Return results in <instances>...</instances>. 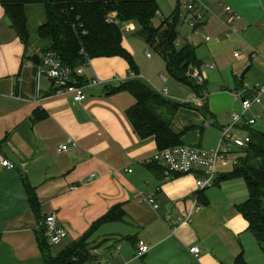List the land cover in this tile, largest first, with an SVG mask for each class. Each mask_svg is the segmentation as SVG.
Masks as SVG:
<instances>
[{
	"label": "crops",
	"instance_id": "0c3cea01",
	"mask_svg": "<svg viewBox=\"0 0 264 264\" xmlns=\"http://www.w3.org/2000/svg\"><path fill=\"white\" fill-rule=\"evenodd\" d=\"M156 2L159 6V0ZM231 9L238 15L237 20L225 10L220 14L209 8L203 22L195 27L188 23L191 14L186 9L185 19L195 33L202 35L211 58L221 59L222 52L236 45L248 51L245 56L233 54L236 61L231 71L235 83L234 89L228 90L239 101L235 98L236 90L264 86V0H236ZM158 12L163 16L160 7ZM124 27L129 30L136 26ZM187 43L191 44L184 39L182 46ZM30 48L28 53L36 54L37 49ZM37 55L42 61L44 55ZM29 62L24 59V45L0 4V155L16 166L0 171V264H44L35 233L47 215L54 214L67 231L60 243L50 245L52 255H57L116 206L123 212L121 220L100 223L89 234L94 243L92 259L87 264L99 261L106 251H113L107 264L234 263L242 252L238 240L249 232L247 221L237 209L231 211L226 223L230 233L223 234L221 201L213 199L207 188H196L195 174L164 181L162 166L146 163L159 149L153 137L139 139L128 122L126 110L133 105L134 98L126 91L108 93L110 88L134 76L133 72L126 74L125 64L120 68L119 58H95L85 65L82 78L86 83L97 78L99 83L86 86V99L79 103L73 101L70 93H54L45 75L37 84L38 66L43 70L46 67ZM201 63L207 70L217 69L214 62ZM247 66L249 72L241 80L239 73ZM200 74L204 76L201 70ZM246 79L251 83L244 82ZM198 98L192 100L190 108L207 106L205 113L201 111L204 125L192 124L191 132L202 137L210 128L207 119L212 118L211 125L216 126L220 135L221 128L228 123L218 124L206 93L199 104L195 102ZM252 108L249 116H260L252 127L261 131L256 125L264 119V97L261 104ZM68 139L75 140L77 146L59 151ZM181 142L195 145L182 138ZM196 146L203 147L200 142ZM24 180L36 194L37 213L31 209ZM222 182L216 181L213 186L220 188ZM146 195L154 198L157 209L144 200ZM239 199L236 205L243 202ZM195 201L201 208L193 213L190 222L172 227L165 221L166 217L176 220L190 211ZM139 244L149 247L140 257ZM127 246L131 255L124 250ZM193 246L200 248L197 258L188 252Z\"/></svg>",
	"mask_w": 264,
	"mask_h": 264
},
{
	"label": "trees",
	"instance_id": "16d2710c",
	"mask_svg": "<svg viewBox=\"0 0 264 264\" xmlns=\"http://www.w3.org/2000/svg\"><path fill=\"white\" fill-rule=\"evenodd\" d=\"M0 4L10 27L24 45V59L32 60V53H28L32 46L37 49L36 54L55 53L62 64L71 69L84 66L95 58H125L134 76L110 88L108 93L126 91L134 98L133 105L126 110L133 131L139 139L153 137L159 150L182 144L184 133L174 132L171 124L178 109L185 105L164 97L142 81L130 53L123 46L122 31L127 25L138 27L140 37L162 59L168 75L188 86L197 97H202L205 81L196 82L195 74H200L202 63L196 58L195 48L188 43L178 47V6L170 16L156 24L154 19L159 11L156 0H0ZM36 5L41 7L44 17L36 28L39 44L31 41L26 12L27 6ZM190 69L194 70L193 74H189ZM77 82L83 85L86 80L78 77ZM191 129L192 126H187L185 130ZM243 129L250 142L239 149L232 171L221 174L217 182L236 177L245 182L248 199L236 209L247 221V229L264 255V132L252 126ZM159 171L162 174L161 169ZM23 185L31 209L37 213L34 189L25 180ZM122 215L119 207H113L92 224L88 233L57 255H52L45 228L41 225L35 234L44 264H87L92 259L86 244L89 234L100 223L121 220ZM233 264H248L243 252L236 256Z\"/></svg>",
	"mask_w": 264,
	"mask_h": 264
},
{
	"label": "rangeland",
	"instance_id": "374dc122",
	"mask_svg": "<svg viewBox=\"0 0 264 264\" xmlns=\"http://www.w3.org/2000/svg\"><path fill=\"white\" fill-rule=\"evenodd\" d=\"M196 1L200 2L205 8H209V10H211L213 13L223 14L224 8L226 6L231 8L232 4L236 0ZM187 2L188 0H159L158 3L163 16H161V14H157L154 22L158 24L163 18L167 17V14L171 12L172 8L178 6L179 11L181 12V24L179 25V48L184 44V39H187L195 47V54L198 60L203 63H215V65L217 66L216 70H207L202 65L200 67V70L205 79L204 92L206 93L207 98L210 100L209 105L213 107V113L215 114V119L217 120L218 124L229 123L227 112L229 110V113L236 112L240 109V102L237 100L235 101L229 91L234 89L235 83V79L231 71L232 65L236 61L233 57V54L234 52H236L241 56H245L249 53L242 45H236L235 47H231L229 50H225L224 52H222L221 59H219V57L217 59L211 58L205 46L206 41H204L202 35L199 33H195V30L186 22V12L183 6ZM26 12L28 17V29L31 41L35 44H39L40 40L36 36V28L44 21L42 9L38 5L27 6ZM207 12H205V15L207 14ZM122 31L124 35L123 41L125 48L130 53L142 81L147 83L150 87L155 89L166 98L185 105V107H181L178 109L176 116L173 118L171 124L172 130L176 133H184L182 139L185 143L195 142V145H197L200 142L203 147H210L216 144L219 133L216 126L211 125L213 121L212 118H208L209 120L207 119L208 124H210V128L205 130V133L202 137H200L197 133H192L191 130H185L187 126H192V124H198L200 126L204 125V120L200 118H202L201 111L205 113V104L201 108H190V103L196 97V95L188 86L178 83L168 75L161 58L150 47H148L140 37L138 33V27H133L129 30H126L125 27H122ZM146 51L150 53L151 58H146ZM116 58H119L121 61V69H123L125 64V72L130 76L133 71L131 70L128 61L125 58L119 56ZM85 68L86 66L83 67L84 75ZM252 71L250 72L249 77H251ZM248 72L246 73L245 78ZM161 75L165 76V78L167 79L166 82L161 80ZM244 82L251 83L249 79H246ZM164 90H167L166 94L164 93ZM232 108H234V111H231ZM253 109L254 108H252L251 111ZM251 111L248 113V115L251 114ZM256 127L264 132V119L259 120ZM241 135H243V133H241ZM234 153L235 157L237 158L240 154V150L236 149ZM232 168L233 161L230 160L227 165L218 166L217 172L220 175L227 174L232 171ZM207 189L209 190V193L210 195H212L213 199H219L221 201V232L225 235H229L230 231L227 230L228 227L226 225L227 219L229 217L228 214L231 211L236 210L237 205L244 203L248 199L247 190L245 188L243 179L240 177L232 178L223 181L220 184V188L215 185L212 187H208ZM237 198H240L239 200H242L243 202L236 205L235 202H237ZM238 242L242 246L241 250L243 252V257L248 264H264V255L255 242L251 233L248 232L245 236H243V238H239ZM92 243H94V241H90L89 238L86 240L89 255H93V252L91 251ZM124 250H127L126 254L130 253L131 255L130 248L128 246L127 248H124ZM112 254L113 251H106L102 253L99 261L95 263L93 262L91 264H107V260H110ZM116 259L119 262L123 261L117 257Z\"/></svg>",
	"mask_w": 264,
	"mask_h": 264
},
{
	"label": "built area",
	"instance_id": "2783aa9c",
	"mask_svg": "<svg viewBox=\"0 0 264 264\" xmlns=\"http://www.w3.org/2000/svg\"><path fill=\"white\" fill-rule=\"evenodd\" d=\"M184 8L191 14L188 23L192 27L203 22L206 8L200 2L188 0ZM224 10L231 18L238 19V15L230 7L226 6ZM157 14L160 13L157 12ZM235 55L238 54L235 53ZM146 57H150L149 52H146ZM29 64L32 65L33 61L30 60ZM42 64L46 69L43 70L40 65L38 66L36 83L39 84L40 77L45 75L54 93H70L75 103L82 102L86 99L84 92L86 86L99 83L97 78H92L88 83L79 85L77 78L82 77L83 67L85 65L71 69L64 66L55 53H45ZM207 66L212 67L213 65ZM195 77L198 84L204 81L202 75L199 73H196ZM49 79H53L52 85ZM161 79L164 82L166 81L164 76H161ZM248 92H250V95H248ZM164 93L166 94V90H164ZM263 97L264 86L244 87L236 90L235 98L240 102V111L230 114V122L221 128L219 139L215 146L205 148L196 145H176L157 150L146 159V163H159L163 168L162 179L164 181L171 180L177 175L195 174L197 177L195 180L197 189L203 190L213 186L219 175L217 167L227 165L230 160L235 163L236 157L234 151L246 147L250 142L249 135L243 128L245 126H253L259 119V115L254 114L249 116L248 113L252 107L262 103ZM203 98L204 95L196 99L195 102L199 104ZM71 146H77V142L73 139H68L65 144L59 146L58 150L66 151ZM15 167L14 163L0 155V171L3 169H15ZM144 200L151 204L154 209L158 208V204L151 195H146ZM200 208L199 204L195 201L190 211L178 217L176 220H170L166 217L165 221L172 227L190 222L193 213L200 210ZM41 225L45 228V237L49 245L58 244L67 236V231L58 224L54 214L47 215L41 222ZM148 250L149 247L146 244H139L137 246V256H143ZM188 252L197 258L200 248L193 246L188 249Z\"/></svg>",
	"mask_w": 264,
	"mask_h": 264
},
{
	"label": "water",
	"instance_id": "95a60500",
	"mask_svg": "<svg viewBox=\"0 0 264 264\" xmlns=\"http://www.w3.org/2000/svg\"><path fill=\"white\" fill-rule=\"evenodd\" d=\"M32 60L35 62L36 65H38L40 63L39 61V56L37 54H32ZM249 69V66H247L240 74V79L241 80H244L245 78V74L246 72L248 71ZM194 73V70L193 69H190V72L189 74H193ZM51 85L53 84V79H49Z\"/></svg>",
	"mask_w": 264,
	"mask_h": 264
}]
</instances>
